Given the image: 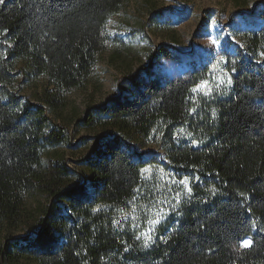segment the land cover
Returning a JSON list of instances; mask_svg holds the SVG:
<instances>
[{
  "label": "trees",
  "instance_id": "1",
  "mask_svg": "<svg viewBox=\"0 0 264 264\" xmlns=\"http://www.w3.org/2000/svg\"><path fill=\"white\" fill-rule=\"evenodd\" d=\"M129 1L0 3V264H264V8L259 27L231 30L232 85L209 102L215 116L198 125L205 138L194 147L175 133L196 124L191 91L207 65L169 77L150 59L123 76L120 95L82 116L68 110L100 55L134 53L133 40L108 30ZM72 124L88 133L75 166L60 153L77 149ZM153 131L163 165L191 190L144 247L103 206L125 204L142 168L159 162L136 147Z\"/></svg>",
  "mask_w": 264,
  "mask_h": 264
},
{
  "label": "rangeland",
  "instance_id": "2",
  "mask_svg": "<svg viewBox=\"0 0 264 264\" xmlns=\"http://www.w3.org/2000/svg\"><path fill=\"white\" fill-rule=\"evenodd\" d=\"M263 8L264 0H130L120 13L112 16L108 30L133 40L134 53H123L121 58L114 59V48L110 47L100 55L92 81L68 93V110L74 108L82 116L87 106L120 95L124 90L123 76L147 65L150 59L154 60L156 72L169 77L182 76L196 66L207 65V79L191 91L196 124L180 127L175 133L179 143L199 146L205 136L198 125L214 117L209 102L225 96L232 85L224 57L230 48L229 42L237 43L230 35L231 30L259 27L256 16ZM162 46L168 56L159 52ZM31 91L25 89L23 95L30 97ZM69 133L77 149H63L60 153L68 157L67 164L75 166V160L85 150L79 145V139L88 133L74 124L69 126ZM136 147L144 158L156 157L159 162L142 168V183L130 200L121 206L105 205L103 209L110 211L116 229L128 232L144 244L143 234L151 235L153 241L158 228L177 209L179 198L189 192L190 185L186 178L178 180L163 165L164 151L154 131ZM157 220L160 223H154Z\"/></svg>",
  "mask_w": 264,
  "mask_h": 264
},
{
  "label": "snow or ice",
  "instance_id": "3",
  "mask_svg": "<svg viewBox=\"0 0 264 264\" xmlns=\"http://www.w3.org/2000/svg\"><path fill=\"white\" fill-rule=\"evenodd\" d=\"M4 2V0H0V3H3ZM204 83H206V82H204ZM228 83L230 84L231 83V80L229 79L228 80ZM200 86L199 85H197V89L199 88ZM194 90H196V89H194ZM209 91H210V89H209ZM192 111H195L194 109L192 110ZM213 116H215V110H213ZM184 181H181V183H183ZM191 189L189 188V191H190ZM241 195H243V194H241ZM114 223H118V221H114ZM154 223H156V224H158V223H160V220H157V221H154ZM152 231V229H149V232H151ZM143 235H145V241H144V247H148V245H149V243L151 242V240H152V236L151 235H148V234H143ZM137 239H140V237L139 236H137ZM163 239V238H162ZM251 244H252V240H251V238L249 237L248 239H245V240H243L242 242H241V247H249V246H251Z\"/></svg>",
  "mask_w": 264,
  "mask_h": 264
}]
</instances>
